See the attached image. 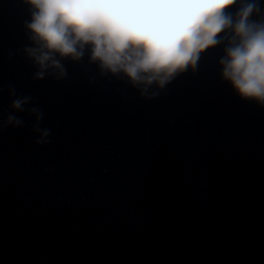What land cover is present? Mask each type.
Returning <instances> with one entry per match:
<instances>
[{
	"label": "water",
	"instance_id": "1",
	"mask_svg": "<svg viewBox=\"0 0 264 264\" xmlns=\"http://www.w3.org/2000/svg\"><path fill=\"white\" fill-rule=\"evenodd\" d=\"M30 19L0 0V123L23 121L0 130V264H264V108L221 79L230 32L141 95L88 46L35 79Z\"/></svg>",
	"mask_w": 264,
	"mask_h": 264
},
{
	"label": "clouds",
	"instance_id": "2",
	"mask_svg": "<svg viewBox=\"0 0 264 264\" xmlns=\"http://www.w3.org/2000/svg\"><path fill=\"white\" fill-rule=\"evenodd\" d=\"M31 19L25 28L32 47L25 55L37 68L34 78L65 76L64 58L78 61L86 46L90 61L102 73H122L139 88L162 89L177 73L195 66L201 53L216 47L230 32L219 61L221 79L246 102L264 108V11L260 0H23ZM236 7L235 15L229 12ZM59 57L60 59H57ZM10 90V96H15ZM155 95V93H152ZM31 97H17L10 108L22 113ZM35 117L32 133L37 145L47 144L48 129ZM23 121L8 115L0 130L20 128Z\"/></svg>",
	"mask_w": 264,
	"mask_h": 264
}]
</instances>
